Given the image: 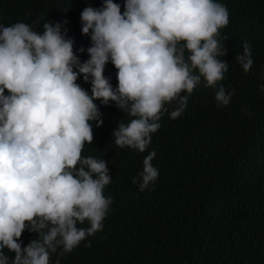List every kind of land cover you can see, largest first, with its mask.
Instances as JSON below:
<instances>
[{
	"label": "clouds",
	"instance_id": "1",
	"mask_svg": "<svg viewBox=\"0 0 264 264\" xmlns=\"http://www.w3.org/2000/svg\"><path fill=\"white\" fill-rule=\"evenodd\" d=\"M81 22L91 38L84 61L63 27L67 20L44 22L42 31L35 22L0 23V264H53L59 246L63 255L103 228L112 177L105 160L82 156L93 140L90 121L103 123L95 99L135 117L113 130L115 143L143 152L161 127L165 102L176 101L170 116H180L202 77L217 89L220 106L234 95L217 83L228 69L218 36L229 11L219 0H124L123 13L121 4L103 0L85 7ZM243 47L235 58L249 72L251 45ZM108 61L118 70L115 88L104 74ZM81 74L91 78V95L77 83ZM155 156L153 149L133 178L141 191L159 176ZM86 219L90 226L78 227ZM26 228L39 238L21 247Z\"/></svg>",
	"mask_w": 264,
	"mask_h": 264
},
{
	"label": "trees",
	"instance_id": "2",
	"mask_svg": "<svg viewBox=\"0 0 264 264\" xmlns=\"http://www.w3.org/2000/svg\"><path fill=\"white\" fill-rule=\"evenodd\" d=\"M114 2L121 4L123 13L124 0ZM219 2L229 11V23L218 36L227 49L220 58L228 62V69L217 83L234 90L230 103L220 106L217 89L202 77L180 116H170L176 101L165 102L161 127L151 133V143L141 152L117 145L113 133L119 123L135 117L114 101L104 105L95 99L103 123L90 121L93 140L85 142L82 156L106 161L112 180L104 195L113 199L103 228L63 255L59 246L50 256L53 264L58 258L60 264H264V90L260 88L264 0ZM102 4L103 0H0V23L35 22V30L42 31L44 22L67 20L63 27L84 61L91 38L81 31V12ZM245 41L254 59L249 72L235 58L243 53ZM81 47L83 52L78 51ZM117 71L111 61L106 63L104 74L114 88ZM77 83L91 95V78L85 81L81 74ZM153 149L152 164L159 176L154 186L150 183L141 191L140 178L136 183L133 178L139 177L143 160ZM89 226L87 219L78 223ZM36 238L39 232L26 228L18 240L24 247Z\"/></svg>",
	"mask_w": 264,
	"mask_h": 264
}]
</instances>
